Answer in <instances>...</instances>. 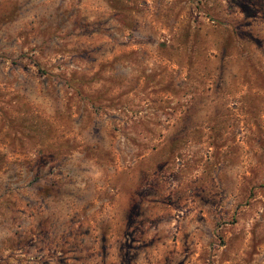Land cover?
<instances>
[{
    "label": "rangeland",
    "instance_id": "1",
    "mask_svg": "<svg viewBox=\"0 0 264 264\" xmlns=\"http://www.w3.org/2000/svg\"><path fill=\"white\" fill-rule=\"evenodd\" d=\"M0 264H264V0H0Z\"/></svg>",
    "mask_w": 264,
    "mask_h": 264
}]
</instances>
